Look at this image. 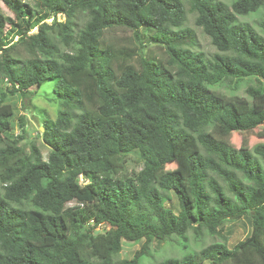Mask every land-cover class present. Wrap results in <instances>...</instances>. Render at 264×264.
I'll use <instances>...</instances> for the list:
<instances>
[{
	"label": "trees",
	"instance_id": "obj_1",
	"mask_svg": "<svg viewBox=\"0 0 264 264\" xmlns=\"http://www.w3.org/2000/svg\"><path fill=\"white\" fill-rule=\"evenodd\" d=\"M2 1L13 16L0 11V264H144L150 243L173 237L185 253L160 264H264V143L223 140L264 126V37L238 23L264 0H189L210 58L196 51L182 0ZM115 29L166 61L141 55L136 67L134 52L106 41ZM249 79L258 85L245 97L219 90ZM48 81L60 110L42 126L44 160L37 143L21 146L26 117L8 99ZM129 155L143 169L121 177ZM172 194L178 214L166 207ZM245 216L252 231L233 248L190 249V232L218 236ZM141 240L116 263L124 241Z\"/></svg>",
	"mask_w": 264,
	"mask_h": 264
},
{
	"label": "rangeland",
	"instance_id": "obj_2",
	"mask_svg": "<svg viewBox=\"0 0 264 264\" xmlns=\"http://www.w3.org/2000/svg\"><path fill=\"white\" fill-rule=\"evenodd\" d=\"M185 4L187 11V21L185 24L186 28L195 31L197 36V47L196 51L203 53L207 58L212 57L216 53V49L211 44V40L206 36L203 31L196 27L195 19L196 13L191 10L189 0H182ZM228 5H231V0H220ZM0 11L6 16L12 17V13L6 7L4 2L0 0ZM264 18V9L257 13L251 14L245 17H238V23L240 25L251 26L259 35L264 37V32L261 28V22ZM61 21H65L64 17L59 18ZM52 21H49L51 23ZM106 41L108 43L114 44L117 49L122 51L129 50L130 54H137L131 59V62L138 67L141 55H145L149 58H156L162 62L167 59L165 50L163 48H158L156 46H150L147 49H141V45L137 41L134 33L132 31L124 29H115L108 31L106 34ZM264 86V80H262ZM258 85L255 79H249L243 82L242 86L235 89L234 85L219 87V90L226 94H237L239 96H246L245 90L249 86ZM6 84L1 85V90L6 89ZM55 82L48 81L39 88H34L30 95L26 98L20 94L15 96H9L8 101L11 102L15 107L16 117L24 116L26 117V129L27 134L25 140L21 143V146L27 150L33 142L37 143L44 160L48 159L50 154L49 147L44 143L42 138L43 124L45 119H50L55 121L59 110L60 104L55 101L54 93ZM21 133V128L19 122H15V130L13 134L16 136ZM223 140L230 146L236 147L238 149H251L253 146L259 143H264V126L255 129L254 131L248 133H237L233 132L230 136L224 137ZM177 164L172 163L163 168V173H169L177 169ZM143 169V161L137 155H129L124 158L123 168L120 172V176H133L138 174ZM83 182V179L81 180ZM166 207L171 209L174 213L178 214L179 206L177 198L172 194L171 199L166 203ZM108 227H102L99 232L108 231ZM252 231V221L250 216H245L241 219L231 220L225 223L221 234L218 236H208L203 235L201 238H196L195 235L190 232L188 236L189 245L191 250L199 251L203 247H206L214 242H227L229 248H233L239 242L243 241L247 236L250 235ZM145 243V240L138 242H128L124 241L123 250L118 258H116V263L128 260L131 261L137 251H140ZM179 239L173 237L169 241L159 244L157 242H152L149 245L151 258L144 262V264H160L163 260L176 257L181 258L185 251L179 246ZM209 264V263H206Z\"/></svg>",
	"mask_w": 264,
	"mask_h": 264
},
{
	"label": "water",
	"instance_id": "obj_3",
	"mask_svg": "<svg viewBox=\"0 0 264 264\" xmlns=\"http://www.w3.org/2000/svg\"><path fill=\"white\" fill-rule=\"evenodd\" d=\"M44 130V129H43Z\"/></svg>",
	"mask_w": 264,
	"mask_h": 264
}]
</instances>
